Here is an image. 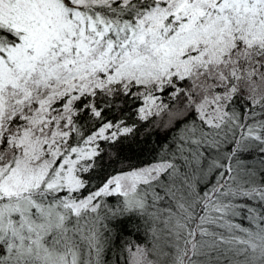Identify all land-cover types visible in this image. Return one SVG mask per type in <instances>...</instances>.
<instances>
[{
  "label": "snow or ice",
  "instance_id": "1",
  "mask_svg": "<svg viewBox=\"0 0 264 264\" xmlns=\"http://www.w3.org/2000/svg\"><path fill=\"white\" fill-rule=\"evenodd\" d=\"M0 264H264V0H0Z\"/></svg>",
  "mask_w": 264,
  "mask_h": 264
}]
</instances>
